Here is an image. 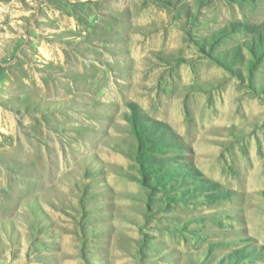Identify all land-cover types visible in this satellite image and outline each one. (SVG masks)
Masks as SVG:
<instances>
[{
    "label": "rangeland",
    "instance_id": "1",
    "mask_svg": "<svg viewBox=\"0 0 264 264\" xmlns=\"http://www.w3.org/2000/svg\"><path fill=\"white\" fill-rule=\"evenodd\" d=\"M0 264H264V0H0Z\"/></svg>",
    "mask_w": 264,
    "mask_h": 264
}]
</instances>
